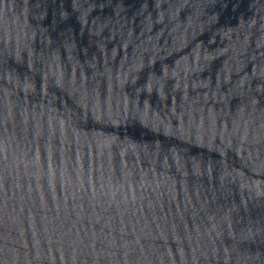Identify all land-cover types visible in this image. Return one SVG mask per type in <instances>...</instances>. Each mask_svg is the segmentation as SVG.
Instances as JSON below:
<instances>
[{
	"label": "water",
	"instance_id": "obj_1",
	"mask_svg": "<svg viewBox=\"0 0 264 264\" xmlns=\"http://www.w3.org/2000/svg\"><path fill=\"white\" fill-rule=\"evenodd\" d=\"M0 264H264V0H0Z\"/></svg>",
	"mask_w": 264,
	"mask_h": 264
}]
</instances>
